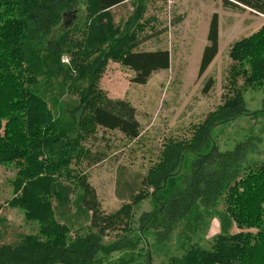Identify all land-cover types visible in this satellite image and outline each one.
I'll use <instances>...</instances> for the list:
<instances>
[{"label":"trees","instance_id":"16d2710c","mask_svg":"<svg viewBox=\"0 0 264 264\" xmlns=\"http://www.w3.org/2000/svg\"><path fill=\"white\" fill-rule=\"evenodd\" d=\"M128 1L132 0H0V164L25 161L28 178L34 180L30 197L21 204L29 208L30 217L42 221L43 236V240L28 237L17 244L0 245V264H134L141 258L137 264H152L148 249L137 259L131 254L105 262L140 240L131 239L135 235L133 208L148 197L159 205L150 215L158 245H168L181 225L184 230L200 228L203 215L214 213L219 218L221 232L209 249L191 243L170 264H264V152L261 161H249L252 152L246 141L224 152L213 145L209 153L201 154L209 148L214 128L244 114L243 90L264 87V26L236 42L230 51L234 62L231 94L207 114L190 140L165 147L160 162L134 183L141 189L139 194L134 186L129 187L131 204L107 215L86 179L73 175L77 171L73 166H79L81 155L88 153L80 147L82 141L98 127L119 131L131 140L141 134L136 109L128 101L110 99L101 89L109 61L134 72L130 82L136 85H146L154 73L170 69L168 50L135 51L134 31L142 20L145 0H137L120 34L102 22L109 19L112 9ZM222 1L226 8L249 9L264 16V0ZM218 32V15L214 14L199 77L218 55ZM62 85L78 100L69 111V129L59 127L47 96L41 98L39 91L41 86L52 90ZM212 86L209 79L204 92ZM186 155L195 156L190 180L176 194H164ZM74 195L77 206L90 214V233L71 241L67 228L54 220L52 203L43 197L55 198L65 207ZM234 228L239 233H233ZM115 231H123L125 242L106 244Z\"/></svg>","mask_w":264,"mask_h":264},{"label":"rangeland","instance_id":"374dc122","mask_svg":"<svg viewBox=\"0 0 264 264\" xmlns=\"http://www.w3.org/2000/svg\"><path fill=\"white\" fill-rule=\"evenodd\" d=\"M136 6L137 0L128 1L112 9L109 19L104 18L102 22L108 23L116 34H120ZM214 14L219 20V52L206 73L199 77L200 62L208 45L207 35ZM68 21H71L70 16L66 17L64 24ZM263 26V15L249 9L238 11L226 8L222 0H145L142 20L134 31L135 51L168 50L170 69L154 73L146 85H136L130 82L134 72L110 60L102 79L107 88H115L118 97L126 98L125 101L136 109V118L141 126L140 137L131 140L119 131L98 127L82 141L80 147L88 153L81 155L79 166H73L77 169L73 175L79 174L91 185L105 214H114L131 204L132 199L127 196L129 187L136 188L134 183L138 184L160 162L165 147L172 142L190 140L207 114L222 105L223 97L232 92L229 79L234 65L230 57L233 45ZM209 79L213 80V86L205 93L203 89ZM39 91L41 98L47 96V103L53 108L59 127L72 128L69 111L77 105V97L67 94L66 85L52 90L41 86ZM103 92L109 97L107 92ZM243 95L244 114L214 128L209 148L201 154L209 153L213 145L224 152L232 150L237 143L247 141L252 152L248 156L249 161L263 159L264 87L243 90ZM39 160L43 161V158ZM194 160V155L185 156L164 194H176L186 185ZM28 174L24 160L0 164V245L17 244L28 237L43 240L40 233L42 221L30 217L29 208L21 204L30 197L28 191L33 189L31 181L34 179L28 178ZM140 190L136 188L135 192L139 194ZM38 194L41 195V191ZM118 194H123L124 199H120ZM76 199L74 195L70 205L64 207L55 198L43 197L44 201L52 203L54 220L62 228H67L71 241L90 233V214L77 206ZM158 208L159 205L151 197L133 208L135 235L131 239L140 237V240L126 252L111 254L106 263L118 261L124 256L130 258L131 254L137 259L141 253L144 256L148 249L153 255L152 264H170L172 257L183 256L185 248L191 243L209 249L221 232L217 215L206 213L202 216L200 228L194 230V226V229L188 227L184 230L181 225L168 245H158L150 222L153 218L150 215ZM143 218L144 223H141ZM233 233H239L238 229L234 228ZM123 235V231L111 232L105 242L110 244L121 240L120 243H123Z\"/></svg>","mask_w":264,"mask_h":264},{"label":"crops","instance_id":"0c3cea01","mask_svg":"<svg viewBox=\"0 0 264 264\" xmlns=\"http://www.w3.org/2000/svg\"><path fill=\"white\" fill-rule=\"evenodd\" d=\"M101 87L105 92H107L109 98H111V99L116 98L118 100H127L126 98L118 97L119 95L116 94L115 88H113V87L107 88V86L104 83V78L101 80Z\"/></svg>","mask_w":264,"mask_h":264},{"label":"built area","instance_id":"2783aa9c","mask_svg":"<svg viewBox=\"0 0 264 264\" xmlns=\"http://www.w3.org/2000/svg\"><path fill=\"white\" fill-rule=\"evenodd\" d=\"M63 62H64V63H65V62H66V63H68V61H67V59H66V58H64V59H63Z\"/></svg>","mask_w":264,"mask_h":264}]
</instances>
